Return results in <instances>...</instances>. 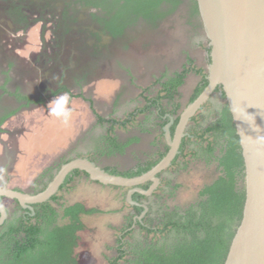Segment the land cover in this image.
<instances>
[{"label":"rangeland","instance_id":"rangeland-1","mask_svg":"<svg viewBox=\"0 0 264 264\" xmlns=\"http://www.w3.org/2000/svg\"><path fill=\"white\" fill-rule=\"evenodd\" d=\"M192 5L193 0H181L176 11L165 17L157 23V25L152 26L139 21L133 28L126 30L123 37L110 40V44L114 43V45H120V43H130V46L115 51L113 45L109 46L107 50L103 49L100 53H95V60L99 61L102 59L101 63L106 64L101 70V67H99L100 64L96 63L95 74H85L82 71V62L78 66V69H75L72 73L70 71V64L73 63L74 59H72L73 53L71 51H65L61 56V58L63 57L65 60L60 59V62L55 63L54 66H52V64L54 62V56L57 55V53L48 51L47 62L49 66L53 67L51 72L56 74V71L60 72L63 68H65L64 71L69 69L67 74L71 75L72 73L74 76L77 75L76 78L81 86H85V89H88L89 86H93L92 92L98 95L100 91L111 88V97H118L125 94V87L127 85H131L135 91L137 88L139 105L136 101H133L131 105L125 108V112L123 113L120 106L117 108V104H115V108L113 107V109H118V113L111 107V109H108L104 112L105 114H103L105 117L111 116L110 118L123 122L129 117L131 110L135 111L137 108L145 106V97L154 98L159 94L162 88L160 81L166 79L163 77L169 78L176 73L188 70L189 72L186 75L185 82L178 89L176 98L173 101L176 104H180L181 108L178 111L180 115L190 103L197 87L200 86L202 82V77L196 74L194 69H203V71L208 74V66L210 63L208 54L209 41L206 38L200 15H192ZM48 16L52 17L49 18ZM38 17L41 18L42 16ZM47 17V23L51 20H56L53 15L46 14L45 18ZM40 18L38 19L40 20ZM32 19V26H36V28L33 29L34 39L32 38V46L44 48L43 46L55 47L61 46L62 43L69 44V42L72 41L73 35H75L72 29H70L72 36H66L63 32L59 33L57 26L55 25L56 27H54L53 23L51 24L53 26L47 25L42 28L38 19ZM82 24L83 23H76L75 26L82 27ZM80 33L86 35V31L81 30ZM7 40L10 41L9 36H7L6 41ZM22 40L23 39H21V42ZM77 49L79 50V48ZM109 55L111 56V65L105 60V57L107 58ZM79 56V59L82 61V53H79ZM190 60H192V62H189ZM120 85L123 87L122 90ZM114 90H116V92ZM225 103L226 99L222 96L221 92H215L211 100L205 104L202 111L198 113L197 121H192L186 132H190L192 129H196L200 132L205 129L210 123L217 119ZM78 105L82 107L81 114L83 112L84 116L81 119L80 113V116H74L72 114L71 121L72 119H76V117H80V120H77L74 124L75 126L80 125L90 116V111L87 107L82 105V103ZM134 105L136 109L133 107ZM162 105L169 110L172 108V104L168 103L167 100H163ZM43 114L48 115L46 109L35 114L37 117L29 115L30 121L26 124L27 128L30 126L35 128L41 124H43V126L39 127L37 132L27 141H22V143L27 144L23 149L26 152L20 157V162L15 166L16 169L13 172V185L18 184L22 186L21 188H24L27 184H32L28 189H25V192L29 194L42 192L52 181L61 166L73 160L71 159L72 157H70V153L64 157L60 155L62 154L61 150L66 147L68 137L74 136V127L70 125L71 128L62 132L58 129L62 124L60 120L56 117H48L46 115L43 118ZM147 114L149 115L148 124H143L145 119L142 116L143 114L137 115L134 118L135 123L139 125L142 124V126L147 124L148 127L152 125L153 129L156 130V133H159L162 139L163 129L161 121L157 117L156 109H153ZM39 115H42V117H39ZM130 125L131 124H128L127 126ZM130 127L133 129L132 126ZM110 128V125L99 128L100 130L97 132L95 144L97 148L101 146L102 142L106 143V141H103L104 138L102 139V137L105 136L106 138L109 131L108 133L106 132L110 130ZM115 129L120 131L119 125L116 124L112 134H110L113 137H116ZM136 131L131 130L130 132H125V134L121 135V139L118 138V140L124 142L128 137L134 135ZM55 134L63 137L57 142L53 140L50 141L49 138L55 136ZM145 143L146 141H144L143 144ZM201 147V142L193 137L186 146V156L179 158L178 165H172L160 174L161 185L155 194L150 197V202L152 204L150 210L151 218H157L168 207H180L181 209H185L195 204L199 200L198 194L200 189L218 176L216 165L206 162ZM132 149L134 151L135 147ZM146 150L147 146L145 144V146L143 145L142 152ZM162 151H165L164 146L161 148V152ZM146 155H148V157H145ZM58 156L61 158L59 157V159H57ZM89 156L91 160L96 162L101 168L109 169L110 171L116 170L121 173L135 169L138 165L147 164L150 160L152 162L160 160L159 155L156 153V149L151 150V148L148 149L145 156L143 155L141 159H131L130 156L119 157L116 155H107L104 157L95 155ZM53 161L55 162L53 163ZM86 179L88 178L84 175L75 177L64 189L58 192V195L61 197L59 204L70 205L83 202L89 208H98L102 211V213L84 218L86 230L80 233L79 247L76 249L75 255L78 264H109V260L118 256L117 248L121 245L118 239L123 236V231L127 227L128 219L130 216H134L135 212L133 207L125 201L127 194L126 189L101 186V184L95 182L88 184ZM167 181L171 182L170 185L166 184ZM175 185H180V187L175 191L174 197L171 198L168 194L169 191H171V187ZM5 201L11 203L9 206L10 212L8 221L15 224L24 211L19 210L13 202L8 200ZM54 205L60 208V205ZM152 237L153 236H150V238ZM143 239L144 235L141 234L136 227L132 236H127L125 241L130 244Z\"/></svg>","mask_w":264,"mask_h":264},{"label":"trees","instance_id":"trees-1","mask_svg":"<svg viewBox=\"0 0 264 264\" xmlns=\"http://www.w3.org/2000/svg\"><path fill=\"white\" fill-rule=\"evenodd\" d=\"M87 1L88 4L91 3L90 0ZM129 2V6L125 9L127 13L120 17L121 11H118L116 19L108 22L110 34L115 38L121 37L127 27L136 24L139 17L149 24L157 25L176 11L181 0H129ZM163 5L167 6L164 8ZM132 13L135 14L134 17H130ZM192 15H200L197 0H193ZM210 52L209 47L208 53ZM194 71L202 77V82L190 102L194 101L208 84V75L203 69H194ZM188 72L184 70L172 77H163L166 79L160 81L162 88L159 94L154 98L145 97V106L137 108L123 122L112 118L106 120L97 115L99 122L109 124L111 127L105 138L109 154H123L130 144L138 141L132 139L121 142L117 137L111 136L115 125L126 127L134 122L137 115L147 114L153 109H156L162 129L169 122V115L175 118L171 127V132L174 134L179 122L178 111L181 106L173 101L178 89L184 84ZM216 92H222V96L226 99L222 87H218ZM163 100L172 104L170 110L162 105ZM198 113L192 119L193 122L197 121ZM189 134L190 136L183 139L180 154L173 165H178L179 158L186 156V146L195 137L201 142L206 162L216 165L218 176L200 189L199 200L188 208L168 207L155 219L150 217L151 212L139 219L144 209L132 206L136 214L128 219L123 236L118 239L121 243L117 248L118 256L109 260V264L225 263L231 241L243 216L246 198L245 163L240 138L227 101L215 121L200 132L192 129ZM162 136H164L163 130ZM168 149L166 145L160 160ZM160 160L138 165L135 169L124 173L105 170L125 177H135L149 171ZM81 175L89 178L86 173L76 170L67 178L60 191L75 177ZM170 183V181L166 182L168 185ZM149 185L146 183L141 187L148 189ZM179 187L180 185L171 187L168 196L173 198ZM1 199L3 198L0 197V201ZM60 199L57 194L46 203L34 205V215L28 209L23 210L20 207L24 212L16 223L10 224L6 230H2L4 225L1 227L0 264H78L76 249L79 247L80 233L86 230L83 216H91L102 211L98 208L87 209L80 202L60 205ZM133 199L141 203L147 198L136 193ZM54 204L60 205V208ZM136 227L144 235V239L129 244L125 239L127 236H132Z\"/></svg>","mask_w":264,"mask_h":264},{"label":"water","instance_id":"water-1","mask_svg":"<svg viewBox=\"0 0 264 264\" xmlns=\"http://www.w3.org/2000/svg\"><path fill=\"white\" fill-rule=\"evenodd\" d=\"M200 17L211 52L208 53V84L180 114L174 134L173 116L163 127L168 146L166 155L149 171L135 177L113 174L86 157L63 164L48 186L40 193L0 187V197L16 201L23 210L35 214L34 205L48 202L57 195L67 178L76 170L103 186L127 189L130 206L144 209L136 202L139 193L152 197L161 185L160 174L173 165L189 124L222 87L236 126L245 163L246 198L241 222L236 228L224 264H264V0H197ZM149 183L148 189L141 185ZM8 217L0 202V231Z\"/></svg>","mask_w":264,"mask_h":264},{"label":"crops","instance_id":"crops-1","mask_svg":"<svg viewBox=\"0 0 264 264\" xmlns=\"http://www.w3.org/2000/svg\"><path fill=\"white\" fill-rule=\"evenodd\" d=\"M24 26L19 27L12 16L0 14V187L25 192V189H28L32 184L29 183L24 188H21L22 186L18 184L13 185V172L16 169L15 166L20 162V157L26 152L23 149L27 144L22 143V141H27L37 132L39 127L43 126V124H41L35 128L31 126L27 128L26 124L30 121L29 115L37 117L35 114L46 109L48 115L43 114V118L45 115L48 117L51 116L49 114L50 103L55 97L65 93L69 96L68 107L72 109V114L74 116H80L82 107L78 104L82 103V105L87 107L90 111V116L80 125H74L77 120H80V117H76V119L70 121L69 125L66 126L62 123L58 127L59 130L65 132L71 128V125L74 127L75 131L74 136L68 137L66 147L61 150L62 154L60 156L64 157L70 153L71 159L79 157L91 159L89 155L98 157L111 155L108 153V148L105 143L102 142L101 146L98 148L95 145L97 132L100 130L99 128L109 125L99 122L97 115L108 120L111 119V116L105 117L103 114H105L104 112L108 109H111V107L112 109L113 107L115 108V104H117V108L120 106L124 113L125 108L131 105L133 101H136L138 105L140 102L137 99L138 89L136 88L135 91L131 85H127L125 87V94L118 97H111V88L100 91L99 95L92 92L93 86H89L88 89H85V86L80 85V82L76 78L77 75L74 76L72 74V70L76 68L74 62L70 67V71L72 72L71 75L67 74L69 69L64 71L65 68L53 74V72H51L53 69L52 66L60 62V59L65 60V58H61L62 54L65 51L74 53L76 49L68 45L55 47L43 46L44 48L32 46L33 29H35L36 26H32L31 24L26 29ZM7 36L10 37V41H6ZM21 39H23L22 42ZM48 51L57 53V55L54 56L52 66H49L47 62ZM120 87L122 90V85H120ZM114 91L116 92V90ZM136 106L134 105L133 107L135 108ZM113 110L117 111V113L119 112L118 109ZM132 112L134 111L131 110V113ZM83 116L82 112L81 119ZM142 116L145 118L143 124H148L149 115L143 114ZM39 117H42V115H39ZM147 124L142 126V124L139 125L134 121L130 125L133 129H131L130 126H119L120 131L115 129L116 137L119 139H121V135L125 134V132L137 130L134 135L128 137L124 142L132 139H137L138 141L130 144L123 154L115 153L112 155L119 157L130 156L131 159H141L143 155L145 156L148 149L151 148V150L156 149V153L160 157L161 153H163V151L161 152V148L163 146L165 148L167 145L164 136H162L163 141L159 133H156V130L153 129V126L151 125V128L148 127ZM108 131L109 130H107L106 133H108ZM62 137L61 135L55 134V136L49 139L50 141L53 140L57 142ZM102 139L105 141V136L102 137ZM144 141H146L147 150L142 152L143 145L145 146V144H143ZM134 147L135 149L133 151L132 148ZM60 156H58L57 159H59ZM145 157H148V155ZM54 162L55 161H53V163ZM151 162L150 160L149 163ZM88 179L86 180L88 184H90L92 181ZM5 200L13 202L18 209L21 210L20 206L15 201L7 198L1 199L0 202L5 205L8 211V217L2 230H6L10 224H13L8 221L10 212L9 206L11 203H7ZM83 204L87 209H91L85 203ZM85 217H88V215L83 216V221Z\"/></svg>","mask_w":264,"mask_h":264},{"label":"flooded vegetation","instance_id":"flooded-vegetation-1","mask_svg":"<svg viewBox=\"0 0 264 264\" xmlns=\"http://www.w3.org/2000/svg\"><path fill=\"white\" fill-rule=\"evenodd\" d=\"M90 1L92 4H88L87 0H0V14L12 16V18L16 20V23L19 25V27L26 25L24 26L25 29L28 28L33 22L32 18L38 19L40 18L38 16H42L40 20L38 19V22L41 23L42 28L53 23L54 27L57 26L59 33L63 32L66 36H72L70 32V29H72L73 33H75V35H73L72 41L69 42V44L62 43V45H68L71 48L73 47V49H76V52H74L72 56V59H74V65H76L75 69H78V66L82 62V71L85 74H95L96 63L100 64L99 67H101V70L102 67L106 65L101 63L102 59L99 61L95 60V53H100L103 49L107 50L109 46L114 45V43L110 44V40L118 39L110 34L108 22L116 19L118 11H121L120 17L127 13L125 9H127V6H129L130 2L129 0ZM166 6L167 5H163L164 8ZM46 14L53 15L54 19L58 21L51 20L48 22L50 24H48V17L51 18L52 16L45 18ZM134 15L135 14L132 13L130 17H134ZM139 21L149 24L141 17L138 18L136 24ZM76 23H83L82 27H76ZM136 24L127 27L126 30L133 28ZM150 25L155 26L154 23ZM81 30L86 31V35H82V33H80ZM123 36L124 34L121 37ZM129 46L130 43H120V45H114L113 49L118 51L120 48H128ZM77 48H79V50ZM79 53H82L83 55L82 61L79 59ZM105 60L108 64H112L110 55L107 56V58L105 57ZM141 204L147 205V213L151 212L150 210L152 208V204L150 202V198L142 200ZM135 214L136 212L134 213V216Z\"/></svg>","mask_w":264,"mask_h":264},{"label":"clouds","instance_id":"clouds-1","mask_svg":"<svg viewBox=\"0 0 264 264\" xmlns=\"http://www.w3.org/2000/svg\"><path fill=\"white\" fill-rule=\"evenodd\" d=\"M49 114L56 117L64 125H69L72 118V109L68 107L69 96L67 93L55 97V99L50 103Z\"/></svg>","mask_w":264,"mask_h":264}]
</instances>
